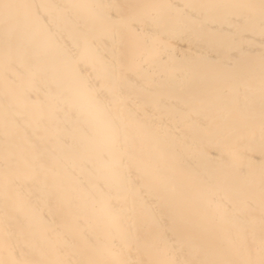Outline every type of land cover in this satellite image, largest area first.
<instances>
[{
    "label": "bare ground",
    "instance_id": "bare-ground-1",
    "mask_svg": "<svg viewBox=\"0 0 264 264\" xmlns=\"http://www.w3.org/2000/svg\"><path fill=\"white\" fill-rule=\"evenodd\" d=\"M0 264H264V0H0Z\"/></svg>",
    "mask_w": 264,
    "mask_h": 264
}]
</instances>
